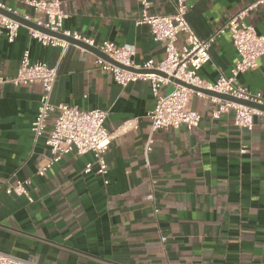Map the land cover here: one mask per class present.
Returning a JSON list of instances; mask_svg holds the SVG:
<instances>
[{"label": "crops", "instance_id": "crops-1", "mask_svg": "<svg viewBox=\"0 0 264 264\" xmlns=\"http://www.w3.org/2000/svg\"><path fill=\"white\" fill-rule=\"evenodd\" d=\"M2 1L36 16L23 0ZM61 1L69 14L65 29L134 49L137 64L165 58L150 26L136 24L141 0ZM150 1L151 12L174 11L175 0ZM252 1L187 0L188 19L207 38ZM245 21L264 34V5ZM27 49L32 61L58 69L54 104L107 110L109 173L100 175L96 164L84 173L94 155L74 151L40 175L51 157L47 132L36 138L31 131L42 85L0 83V251L35 264H264V115H256L247 132L234 124L233 110L213 117L218 104L212 95L193 94L190 107L201 114L197 127L153 132L149 81L121 86L93 51L70 41L44 46L26 26L12 43L0 35V76L14 77ZM238 57L223 35L199 75L209 82L230 76ZM236 82L264 94V56ZM173 88L163 85L161 92ZM20 180L30 181L33 201L7 191Z\"/></svg>", "mask_w": 264, "mask_h": 264}, {"label": "built area", "instance_id": "built-area-1", "mask_svg": "<svg viewBox=\"0 0 264 264\" xmlns=\"http://www.w3.org/2000/svg\"><path fill=\"white\" fill-rule=\"evenodd\" d=\"M23 3L32 9L36 16L30 13H21L0 0V8L12 11L27 21L38 26L63 34L67 37L83 41L96 47L108 55L112 61L97 55V64L104 71L110 73L118 84L127 86L131 82L140 80L151 83L155 105L149 112L152 131L160 129H174L186 126L189 130L197 127L201 121L198 110L190 107L193 94L204 95L199 90L173 82L170 77L202 89H210L219 93L228 94L236 98L248 100L264 105V94L253 92L244 85L237 84L239 75L258 67L259 59L264 56V34L257 32L245 19L247 15L264 5V0H254L246 7L233 14L220 28L209 37L201 38L191 26L188 13L192 7L187 0H175L174 11L171 13L151 12L150 0H141V16L136 24H148L153 38L164 43L166 56L161 61L153 59L137 64L134 60L135 50L118 45L111 40L96 41L80 33L64 28V21L69 16L63 8L61 0H23ZM26 26L30 35L44 46H66L69 41L64 38L45 33L37 28L26 25L10 16L0 13V35L4 33L9 42H14L19 30ZM228 34L239 55L231 75L221 74L215 82L204 80L199 71L211 58V49L214 43L223 35ZM180 36L183 41L179 44ZM84 48V47H83ZM133 68V69H130ZM138 70H160L168 76L164 77L155 72ZM58 75L57 67H51L44 61H32L30 51H24L17 74L12 78L0 76V83L12 82L15 85L39 82L42 93L39 99L37 114L31 124L33 135L38 138L47 132L45 144L51 152L48 162L39 169V174L46 171L64 156L71 152L78 154L92 153L94 161L87 163L84 173L93 171L96 164L97 172L104 176L109 173V165L105 153L109 147L111 133L105 123L107 110L101 108L82 109L76 104L52 102V93ZM173 84L169 92H161L163 85ZM211 100L218 104L213 111V117L219 118L222 114L234 111V124L244 131H252L254 117L264 115V110L246 104L211 96ZM54 119L52 120V117ZM154 139L149 137L145 144L147 153L153 149ZM247 146L242 145L240 152H245ZM109 182L108 179L105 180ZM29 180H20L9 186V193L26 195L33 201L27 186ZM0 264H35L34 262L0 251Z\"/></svg>", "mask_w": 264, "mask_h": 264}, {"label": "water", "instance_id": "water-1", "mask_svg": "<svg viewBox=\"0 0 264 264\" xmlns=\"http://www.w3.org/2000/svg\"><path fill=\"white\" fill-rule=\"evenodd\" d=\"M0 13H3L7 16H10L26 25H29V26H32L34 28H37L45 33H48V34H52V35H55V36H58V37H61V38H64L66 39L67 41H70V42H73V43H76L86 49H89L91 51H93L94 53H96L97 55L101 56L102 58L106 59V60H109V61H112L118 65H121L117 62H115L114 60H112L108 55H106L105 53L101 52L99 49H97L96 47L94 46H91L83 41H80V40H77V39H74L73 37H67V36H64L63 34H60V33H57V32H53L51 30H48L46 28H43L41 26H38L37 24H35L34 22H31V21H27L25 20L24 18H22L20 15L12 12V11H8L6 9H3V8H0ZM130 69H133V68H130ZM135 70V69H133ZM138 71H146V72H155L159 75H162L164 77H167L168 75L165 73V72H162L160 70H138ZM170 79L175 82V83H178V84H181V85H184V86H187V87H190L192 89H195V90H199V91H202L206 94H209V95H212V96H216V97H219V98H222V99H226V100H230V101H234V102H237V103H242V104H246V105H249V106H252V107H256V108H259L261 110H264V105H261V104H257V103H254V102H251V101H248V100H244V99H240V98H236V97H233L231 95H228V94H223V93H219V92H216V91H213V90H210V89H202V88H198L196 86H193L191 84H188L186 82H183L177 78H174V77H170Z\"/></svg>", "mask_w": 264, "mask_h": 264}]
</instances>
